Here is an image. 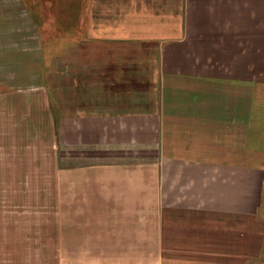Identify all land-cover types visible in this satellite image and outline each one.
Returning a JSON list of instances; mask_svg holds the SVG:
<instances>
[{
    "label": "crops",
    "instance_id": "0c3cea01",
    "mask_svg": "<svg viewBox=\"0 0 264 264\" xmlns=\"http://www.w3.org/2000/svg\"><path fill=\"white\" fill-rule=\"evenodd\" d=\"M80 24L58 137L101 233L82 263L259 264L264 0H91Z\"/></svg>",
    "mask_w": 264,
    "mask_h": 264
},
{
    "label": "rangeland",
    "instance_id": "374dc122",
    "mask_svg": "<svg viewBox=\"0 0 264 264\" xmlns=\"http://www.w3.org/2000/svg\"><path fill=\"white\" fill-rule=\"evenodd\" d=\"M90 1L0 0V264H84L101 238L58 137L60 59L89 39Z\"/></svg>",
    "mask_w": 264,
    "mask_h": 264
},
{
    "label": "bare ground",
    "instance_id": "6f19581e",
    "mask_svg": "<svg viewBox=\"0 0 264 264\" xmlns=\"http://www.w3.org/2000/svg\"><path fill=\"white\" fill-rule=\"evenodd\" d=\"M15 15V14H14ZM3 16V15H2ZM1 21H3L2 19H1ZM259 28V27H258ZM229 37V36H228ZM223 41V40H222ZM245 43H247V42H245ZM245 45V44H244ZM233 46V45H232ZM228 47V46H227ZM230 48V47H229ZM232 48V47H231ZM22 80V79H21ZM40 82V81H39ZM4 83V82H3ZM22 84V83H21ZM261 103V102H260ZM264 103V102H263ZM258 115V114H257ZM256 114H255V116H257Z\"/></svg>",
    "mask_w": 264,
    "mask_h": 264
}]
</instances>
